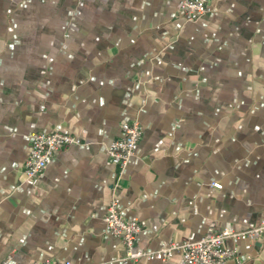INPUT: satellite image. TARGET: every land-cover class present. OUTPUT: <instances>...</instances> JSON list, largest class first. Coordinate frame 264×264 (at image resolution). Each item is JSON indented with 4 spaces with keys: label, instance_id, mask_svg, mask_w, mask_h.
Returning a JSON list of instances; mask_svg holds the SVG:
<instances>
[{
    "label": "crops",
    "instance_id": "0c3cea01",
    "mask_svg": "<svg viewBox=\"0 0 264 264\" xmlns=\"http://www.w3.org/2000/svg\"><path fill=\"white\" fill-rule=\"evenodd\" d=\"M179 2L0 0V264H180L123 260L104 221L115 186L148 249L264 218V0H209L195 21ZM135 118L121 169L107 146ZM53 130L82 143L28 184L31 134ZM237 246L264 264V233Z\"/></svg>",
    "mask_w": 264,
    "mask_h": 264
},
{
    "label": "built area",
    "instance_id": "2783aa9c",
    "mask_svg": "<svg viewBox=\"0 0 264 264\" xmlns=\"http://www.w3.org/2000/svg\"><path fill=\"white\" fill-rule=\"evenodd\" d=\"M179 10L187 21H195L210 10L209 0H180ZM121 127L122 135L112 140L108 144L107 150L110 160L123 169L136 153L143 134V124L138 118H135L124 121ZM81 143L80 137L60 130L32 133L30 152L23 166L24 181L28 184H35L57 151L68 145ZM213 185L222 186L219 182H214ZM104 221L110 232L122 239L125 245L124 261L140 258L164 261L172 257L176 251H181L182 261L180 264H228L231 260H235L237 264H242L244 259L240 256L238 242L243 239H258L264 233V218L256 225L243 230L230 228L219 230L216 223L212 221L205 234L198 240H187L158 249H148L138 242V234L142 228L138 219L126 217L122 213L117 186L114 188ZM230 241L232 244H229ZM1 264L74 263L71 260H54L51 258L21 262L13 261L12 257L9 256Z\"/></svg>",
    "mask_w": 264,
    "mask_h": 264
}]
</instances>
